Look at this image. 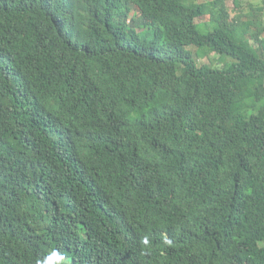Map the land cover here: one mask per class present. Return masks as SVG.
Returning <instances> with one entry per match:
<instances>
[{
	"label": "trees",
	"instance_id": "16d2710c",
	"mask_svg": "<svg viewBox=\"0 0 264 264\" xmlns=\"http://www.w3.org/2000/svg\"><path fill=\"white\" fill-rule=\"evenodd\" d=\"M250 11L0 0V264H89L93 245L99 264H138L117 246L143 250L165 220L138 257L264 264V0ZM202 48L234 62L199 63ZM73 122L74 158L56 151Z\"/></svg>",
	"mask_w": 264,
	"mask_h": 264
},
{
	"label": "clouds",
	"instance_id": "9594fccd",
	"mask_svg": "<svg viewBox=\"0 0 264 264\" xmlns=\"http://www.w3.org/2000/svg\"><path fill=\"white\" fill-rule=\"evenodd\" d=\"M86 125H87V123H83V122H73V123H70L60 133L61 136L59 137V142H58V139H57L58 147L56 148V151H58L61 146H64L66 148V151H67L68 156L74 158L76 155L72 153V148L74 147L76 140H70L68 138V133L71 130H74L76 132H81L82 129L84 128V126H86ZM119 200L120 201H125V203H128V204H132V206L137 202V199H135V198H122V199H119ZM111 204L115 207V201L111 202ZM123 208H124V206H123ZM137 210H138V215L135 217V219L138 220V222H140L141 219H142V213H143V210H144V202H139L138 207H137ZM135 213H136L135 211H132L131 215H133ZM165 222H166V220H165ZM165 222L159 228L158 232H156V234H154L149 239V241L145 243L146 246H145V248L143 250H141L140 244H138V246L134 250V249H132V247L129 245L128 242H126V241L123 240L117 246V248H116L115 251H119V252H130L134 257L138 258V264H168L167 263V260H166V256H167L166 255V252L163 251V250H161L157 254H154V255H152L150 257H147V258L146 257H144V258L138 257V254L139 253L148 252L152 248H154L156 245H158V244L161 243V238H160V236H159L158 233L164 227ZM71 226L73 227L74 230L77 229L74 225H71ZM63 235H64V239H65V242H66L68 240V238H67V236L64 233H63ZM92 252H93V257H92V260L90 261L89 264H99V261H100V252L98 250V246L93 245ZM53 259L55 260L56 264H63L66 261V256H65L64 253H62V254L58 255L57 257H54Z\"/></svg>",
	"mask_w": 264,
	"mask_h": 264
},
{
	"label": "rangeland",
	"instance_id": "374dc122",
	"mask_svg": "<svg viewBox=\"0 0 264 264\" xmlns=\"http://www.w3.org/2000/svg\"><path fill=\"white\" fill-rule=\"evenodd\" d=\"M214 0H197L198 3H206V2H212ZM227 8L229 9L230 13L232 16H234L236 13H239L240 15L247 16L250 14V7L251 6H258L260 3V0H224ZM239 4V10L236 11V6ZM208 17H204L202 19L197 20L198 27L202 33H206L207 31H210L213 29V25H208L205 23V20H207ZM129 21L135 22L136 26H142L148 23L142 15L135 9L132 8L129 18ZM188 50L190 52H198L197 49H194L193 47H188ZM208 51L207 48H202L200 50V53L198 56H202L203 54H206ZM197 55V54H196ZM194 60L196 58L193 56ZM199 58V63L211 65L213 68H219L222 69L224 67H227L228 65L232 64L234 61L232 58L224 56L221 58V56L216 55L215 53H209L206 55H203L202 57H197Z\"/></svg>",
	"mask_w": 264,
	"mask_h": 264
}]
</instances>
